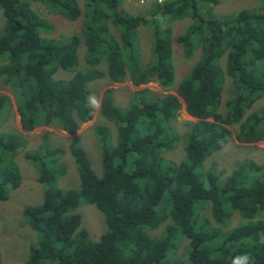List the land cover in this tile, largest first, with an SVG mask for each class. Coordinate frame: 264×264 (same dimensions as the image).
<instances>
[{
	"label": "trees",
	"instance_id": "1",
	"mask_svg": "<svg viewBox=\"0 0 264 264\" xmlns=\"http://www.w3.org/2000/svg\"><path fill=\"white\" fill-rule=\"evenodd\" d=\"M77 1L0 0V83L12 94L24 132L51 127L71 136L88 122L92 108L85 85L103 75L91 69L102 60L112 83L127 79L137 87L154 82L168 90L173 78L171 38L169 29L159 30L160 21L189 19L174 41L185 55L193 47L199 48L201 59L177 85L175 95L142 89L121 112L109 92L102 94L99 115L113 124L116 140L110 145L107 129L96 128L95 142L101 151L99 177L82 150L70 141L69 153L79 180L76 191L60 192L51 186L62 173L51 170L59 149L37 147L22 155L37 170L39 183L48 187L39 205L24 209L36 233L25 264H232L245 254L252 258L249 264H264L262 168L246 162L244 171L243 166L234 170L221 186L207 172L206 187L196 172L203 158L228 137L225 126H237L234 137L239 143L264 142V0L259 9L240 10L221 19L209 16V5L215 0H146L143 15L123 10V0H83L81 7ZM35 2L51 15L70 21L80 18V35L43 37L49 26L32 10ZM139 26L149 27L151 33V57L143 65L134 50V32ZM110 28L118 41L110 35ZM80 43L82 63L90 68L75 72ZM224 56V75L232 82L234 94L224 102L222 113L223 74L217 64ZM57 69L74 73L69 80H55L52 75ZM178 98L197 122L184 132L188 133L183 137L185 162L167 164L160 153L181 138L173 129L180 108ZM257 101L262 106L246 117ZM9 108L7 97L0 95V119L2 114L9 116ZM1 132L0 200H4L6 189L19 180L11 160L23 151L25 142L17 133ZM79 198L104 217L96 241L80 228V215L74 212ZM203 202L208 206H201ZM201 210L210 212L214 226L199 216ZM232 211H238L247 222L224 232L223 224ZM181 241L184 251L179 258L184 259L177 260Z\"/></svg>",
	"mask_w": 264,
	"mask_h": 264
},
{
	"label": "rangeland",
	"instance_id": "2",
	"mask_svg": "<svg viewBox=\"0 0 264 264\" xmlns=\"http://www.w3.org/2000/svg\"><path fill=\"white\" fill-rule=\"evenodd\" d=\"M83 0H78L79 7L82 6ZM146 0H123L121 7L123 10L130 12L131 14L143 15L145 9ZM148 3L153 0H147ZM210 17L220 18L231 16L240 10H256L262 6L260 0H215V4H210ZM32 10L42 18L49 26V32L43 37L46 38H61L70 37L73 35L79 36L82 29L81 19H74L73 21L62 18L59 15H51L47 13L44 7L35 2L32 4ZM205 12V10H202ZM189 19L175 20L172 22L160 21V31L169 29L171 44H170V60L169 63L172 67L173 78L172 83L168 90L159 88L154 82H149L146 85H139L134 87L131 83L124 79L119 83H112L106 77V65L102 60L98 66L91 68L92 70H98L103 75L100 78H94L90 82L86 83V90L100 100L102 94L109 92L108 96L111 98L113 105L121 112H123L129 105L131 98L136 92L142 89H148L151 92L164 95H175L174 91L179 83L189 74L192 68L201 59L200 49L193 47L190 55H185L183 48L177 44L174 39L176 35H179L182 30L190 23ZM1 24V17H0ZM110 35L118 41V35L114 29L110 28ZM134 43L135 52L138 55L139 62L147 63L150 60L151 51V38L150 28L145 26H139L135 29ZM179 33V34H178ZM133 43V44H134ZM83 45L80 43V48L76 54L77 62L79 65L75 69L76 71L87 70L90 67L82 63L83 57ZM104 58V57H103ZM226 58L221 57L218 60V68L223 74L222 78V91H221V105L219 111L224 113V102L231 98L234 94L233 84L228 77H226L225 70ZM78 64V63H77ZM89 67V68H88ZM74 72L68 73L61 69H57L52 78L55 80H69L73 76ZM0 95L7 97L10 102L9 116H4L0 119L3 123H0V132L4 134H13L21 136L25 145L22 152L14 155L11 160L16 166L18 171L17 185L6 189V198L0 200V264H25L28 250L30 246L36 242V233L32 231L29 221L26 220L24 215V209L39 205L42 202L43 194L46 192V187L39 183V176L37 170L33 167L30 161L23 159L25 152L35 150L37 147L42 151L49 150L51 148H57L61 151L56 159L55 168L51 170L62 171V173L56 177L52 187H55L60 192L76 191L78 188V172L77 166L69 153L70 141H74V146L79 147L86 156L90 169L95 176L99 177L101 174V151L99 145L95 142L98 141V135L96 128L105 127L108 131L109 144L114 145L115 127L113 124L107 122L101 115H99V109L92 108V115L88 122L80 124L77 131L71 136H64L62 131L54 130L51 127L35 128L32 131L24 132L19 127V118L15 111V105L12 94L9 92L7 86L0 83ZM88 96V98H89ZM180 108L176 113L175 123L173 129L177 136L181 137L175 140L174 146L170 147L168 151H162L160 157L163 161L172 164H178L185 162V141L183 137L187 128L193 123L197 122V119L191 117L185 112L182 101L178 98ZM262 106V101H257L249 110L246 111L245 116H250L254 111ZM218 108H216V111ZM206 121L211 122V119ZM55 122V120H51ZM221 124V123H218ZM113 128V130H111ZM228 131V137L220 143V148L211 152L205 156L199 167L196 169L197 174L201 177L204 187L207 186L204 175L207 172L212 173L217 178V185L221 186L225 178L242 167V171L248 166L246 162H252L256 168H262L260 175L264 176V142L259 141L255 143H239L235 140V133L237 126H225ZM113 131V133H112ZM44 132H48L47 136L40 139V135ZM36 133V134H35ZM41 147V148H40ZM254 170V168H252ZM253 176L255 173L253 172ZM77 208L74 210L80 215V228L84 229L88 238L91 241H96L102 234V225L104 224V217L94 206L87 204L82 198L78 200ZM199 203V202H198ZM196 204V208L198 206ZM208 206L206 202H203L201 206ZM238 211H232L229 217L225 220L222 230L228 232L238 226L245 224L247 221L243 219ZM197 214V212H196ZM200 217L208 221L210 226H214L210 212L208 210H201ZM264 222V215L260 218ZM105 226V225H104ZM260 242L264 243V234L260 236ZM181 246L177 260L181 253L184 251L182 248L184 242H179L177 245Z\"/></svg>",
	"mask_w": 264,
	"mask_h": 264
},
{
	"label": "clouds",
	"instance_id": "3",
	"mask_svg": "<svg viewBox=\"0 0 264 264\" xmlns=\"http://www.w3.org/2000/svg\"><path fill=\"white\" fill-rule=\"evenodd\" d=\"M88 106L93 109H99L101 107L100 100L95 96V94H91L88 98ZM252 258L245 254L243 256H239L233 259L232 264H249V261Z\"/></svg>",
	"mask_w": 264,
	"mask_h": 264
},
{
	"label": "crops",
	"instance_id": "4",
	"mask_svg": "<svg viewBox=\"0 0 264 264\" xmlns=\"http://www.w3.org/2000/svg\"><path fill=\"white\" fill-rule=\"evenodd\" d=\"M37 128L40 129V128H42V127H36V129H37ZM34 129H35V128H34ZM34 129H33V130H34ZM62 133H63V135L65 134L64 132H62ZM35 134H36V133H35ZM66 135H67V134H65L64 136H66Z\"/></svg>",
	"mask_w": 264,
	"mask_h": 264
},
{
	"label": "built area",
	"instance_id": "5",
	"mask_svg": "<svg viewBox=\"0 0 264 264\" xmlns=\"http://www.w3.org/2000/svg\"><path fill=\"white\" fill-rule=\"evenodd\" d=\"M164 0H156L157 3L163 2Z\"/></svg>",
	"mask_w": 264,
	"mask_h": 264
}]
</instances>
